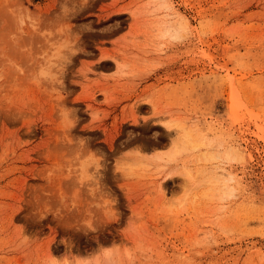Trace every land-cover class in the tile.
I'll return each instance as SVG.
<instances>
[{
	"label": "rangeland",
	"instance_id": "1",
	"mask_svg": "<svg viewBox=\"0 0 264 264\" xmlns=\"http://www.w3.org/2000/svg\"><path fill=\"white\" fill-rule=\"evenodd\" d=\"M0 264H264V0H0Z\"/></svg>",
	"mask_w": 264,
	"mask_h": 264
},
{
	"label": "bare ground",
	"instance_id": "2",
	"mask_svg": "<svg viewBox=\"0 0 264 264\" xmlns=\"http://www.w3.org/2000/svg\"><path fill=\"white\" fill-rule=\"evenodd\" d=\"M173 124H175L174 126L177 125L176 123H173ZM173 124H172V123H171V124H170V123H169V124L166 123L167 126H171V127L173 126ZM181 128H182V126H181ZM188 138H189V134H188L187 132H184L183 135H182V138H181L182 141H183V143H182V144L179 143V144H178V148H180V149H185V148L187 147V145L189 144V142H190V140H188ZM179 142H181V141H179ZM180 144H181V145H180ZM174 146H175V150H177V148H176V147H177V144L174 145ZM174 146H173V147H174ZM179 146H180V147H179ZM195 146H196V145H195ZM192 147H193V145H192ZM183 151H184V150H183ZM175 152H176V151H175ZM181 152H182V151H181ZM172 155H173V154H172Z\"/></svg>",
	"mask_w": 264,
	"mask_h": 264
}]
</instances>
